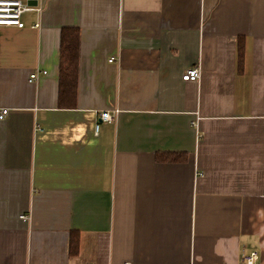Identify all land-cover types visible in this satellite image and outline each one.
<instances>
[{"label":"crops","instance_id":"0c3cea01","mask_svg":"<svg viewBox=\"0 0 264 264\" xmlns=\"http://www.w3.org/2000/svg\"><path fill=\"white\" fill-rule=\"evenodd\" d=\"M20 1L40 11L0 27V264H264V0Z\"/></svg>","mask_w":264,"mask_h":264},{"label":"trees","instance_id":"16d2710c","mask_svg":"<svg viewBox=\"0 0 264 264\" xmlns=\"http://www.w3.org/2000/svg\"><path fill=\"white\" fill-rule=\"evenodd\" d=\"M79 29L63 27L60 31L59 62H58V103L62 108H74L78 69H79ZM238 69L243 67V46L238 45ZM159 161L180 162L184 156L176 153H159ZM70 254L75 255L78 250V240L71 236Z\"/></svg>","mask_w":264,"mask_h":264},{"label":"built area","instance_id":"2783aa9c","mask_svg":"<svg viewBox=\"0 0 264 264\" xmlns=\"http://www.w3.org/2000/svg\"><path fill=\"white\" fill-rule=\"evenodd\" d=\"M40 11V9L30 8L20 0H0V27L23 28L22 15L30 11ZM37 26V25H36ZM112 60L110 59L109 62ZM46 72H34L29 75V81L36 80L39 75H45ZM200 77V70L197 67L187 69L181 79L184 82H196ZM117 111H99L96 115L95 132H97L101 123H108L114 120ZM8 114L7 109L0 110V120H3ZM196 126V122L191 123ZM23 220H29V216H21ZM259 253L252 251L244 256V264H258Z\"/></svg>","mask_w":264,"mask_h":264}]
</instances>
